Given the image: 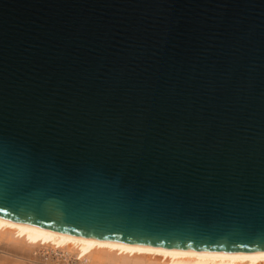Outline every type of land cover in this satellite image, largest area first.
Returning <instances> with one entry per match:
<instances>
[{
    "label": "water",
    "instance_id": "95a60500",
    "mask_svg": "<svg viewBox=\"0 0 264 264\" xmlns=\"http://www.w3.org/2000/svg\"><path fill=\"white\" fill-rule=\"evenodd\" d=\"M0 220L264 253V0H0Z\"/></svg>",
    "mask_w": 264,
    "mask_h": 264
},
{
    "label": "bare ground",
    "instance_id": "6f19581e",
    "mask_svg": "<svg viewBox=\"0 0 264 264\" xmlns=\"http://www.w3.org/2000/svg\"><path fill=\"white\" fill-rule=\"evenodd\" d=\"M0 239L31 250L53 243L60 250H66L64 254L75 251L85 264H264V253L212 254L158 250L78 239L1 220Z\"/></svg>",
    "mask_w": 264,
    "mask_h": 264
},
{
    "label": "rangeland",
    "instance_id": "374dc122",
    "mask_svg": "<svg viewBox=\"0 0 264 264\" xmlns=\"http://www.w3.org/2000/svg\"><path fill=\"white\" fill-rule=\"evenodd\" d=\"M7 241V239L2 241L0 239V264H85L75 251L68 255L64 254L66 250H60L53 243H48L40 248L34 247L31 250L19 248Z\"/></svg>",
    "mask_w": 264,
    "mask_h": 264
}]
</instances>
